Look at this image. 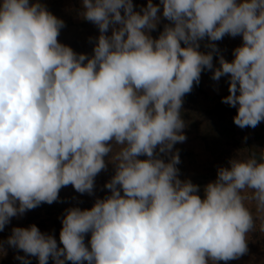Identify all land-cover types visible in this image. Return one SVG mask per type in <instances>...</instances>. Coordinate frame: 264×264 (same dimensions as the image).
I'll return each instance as SVG.
<instances>
[{
	"label": "clouds",
	"instance_id": "obj_1",
	"mask_svg": "<svg viewBox=\"0 0 264 264\" xmlns=\"http://www.w3.org/2000/svg\"><path fill=\"white\" fill-rule=\"evenodd\" d=\"M161 5L172 23L154 40L147 32L157 27L160 5L152 0L140 12L132 0H82L83 18L100 32L89 58L58 42L64 22L38 0L0 4V231L12 217L57 201L64 186L91 194L109 142L124 146L105 185L111 195L66 211L62 248L34 224L12 229L7 244L38 264H208L248 251L255 225L245 200L264 213V156L230 160L202 199L198 185L178 179V154L165 163L154 152L186 139L182 98L205 69L216 81L229 76L222 103L237 108L235 125L264 121V0ZM226 35L243 43L213 69L216 45L202 53L198 42Z\"/></svg>",
	"mask_w": 264,
	"mask_h": 264
},
{
	"label": "rangeland",
	"instance_id": "obj_2",
	"mask_svg": "<svg viewBox=\"0 0 264 264\" xmlns=\"http://www.w3.org/2000/svg\"><path fill=\"white\" fill-rule=\"evenodd\" d=\"M38 0L39 3L45 7L54 8H69V4H73V8L70 11H74L73 21L78 24L79 28L71 26L70 34L73 32H78V41L84 44V49L86 48V56H93V49L100 35L99 29L93 23L85 20L82 16L84 11L82 6V0ZM3 0H0L2 4ZM37 0H30V3H36ZM134 11L140 12L141 8H146L148 0H132ZM154 5H160V12L158 13L160 20L157 27L154 30H149L147 34L152 39H158L160 34L164 31L166 25H171L172 22L168 21L163 17V6L161 5V0H152ZM69 11V10H68ZM66 11V12H68ZM65 13V11H64ZM69 13V12H68ZM63 14V12H62ZM112 29L110 28L106 35H111ZM230 38V36H228ZM227 41V42H226ZM225 48L227 47L228 39L225 36ZM199 49L204 53L212 52V49L208 47L212 44L207 37L199 42ZM235 43L228 44V50L215 51L212 52L213 55V69L218 68L219 58L223 56L225 60H229L230 51L233 54L235 49ZM181 46L185 45L181 42ZM230 48V51H229ZM213 70H207L201 72L199 84H194L192 91L185 94L182 98V107L180 110L181 119L185 123V127L182 130V134L185 135L186 139L183 142H177L173 145L171 151L161 153L159 151V146L154 152V157L164 160L165 163L170 162L173 155L178 154L180 163L176 165L178 168V179L182 182L191 181L197 182L204 180L207 185L213 178L217 180L218 169L221 167H230L229 161L232 159L246 160L255 156V158L260 161L261 156H264V121L260 122L255 128L245 127L241 129L235 125L234 118L237 114V108L232 107L228 104L222 103V98L229 95V76H223L218 81L212 79ZM219 105L222 109L220 115L215 112L216 106ZM194 108L197 110L194 113ZM187 110L193 112L190 114L195 117L197 122L209 123L210 130L207 132L203 131L200 136H196L195 132H189L191 122L189 121V116ZM202 122V123H203ZM235 133V134H233ZM113 142L110 141L109 144ZM219 142V143H218ZM115 145V144H114ZM124 147L123 145H117L114 149L112 145L111 154L108 153L106 164L108 165L109 178L106 180L103 178L94 179V188L91 194L89 193H78L73 186L68 189L72 190L66 191L65 193L70 195L62 194L58 196V204L62 207V210L58 212L60 216V221L64 218L66 211L70 208H81L86 207L90 204H95L97 199H104L111 195V190L106 188L105 185L112 179L116 174V164L117 162L113 159L114 156L119 152V150ZM140 160H146L148 157L146 155H141L138 157ZM210 177V178H209ZM104 183V185H103ZM253 190H248L247 192H242V195L250 197ZM78 193V195H77ZM121 195L123 192L121 191ZM67 196V197H66ZM77 196V197H75ZM77 198V200H76ZM203 199V198H202ZM71 200L76 201L79 206H75L72 202L71 205L68 203ZM74 203V205H73ZM246 206L251 211L254 217V228L246 234V241L248 251L243 256L238 259L225 261H212L208 260V264H261L264 255V231L261 230L262 216L264 213H260L257 210L256 202L254 200L246 199ZM50 206V204H49ZM72 206V207H71ZM40 216V215H39ZM55 235H59L60 231L53 232ZM90 246V245H88ZM262 256V257H261ZM38 264V261H29V263ZM0 264L3 261L0 260ZM84 264H87L85 261ZM264 264V263H262Z\"/></svg>",
	"mask_w": 264,
	"mask_h": 264
},
{
	"label": "crops",
	"instance_id": "obj_3",
	"mask_svg": "<svg viewBox=\"0 0 264 264\" xmlns=\"http://www.w3.org/2000/svg\"><path fill=\"white\" fill-rule=\"evenodd\" d=\"M226 36L228 39V43H227L226 48L224 47L225 46V42H224L225 37L220 41L212 42V44L216 45L217 51H224V50L227 51L228 50L227 49L228 44H231L232 42L235 43L234 48L241 46L243 43L242 36H236L235 38H233L231 36L229 38L228 35H226ZM229 51H230V48H229ZM229 57L230 58L228 61L231 62L234 58L231 51H230ZM112 145H113L114 149H116L117 144L115 143V141L110 143L111 147H112ZM109 153L111 154V152H109ZM107 157H108V154L104 157L105 164H106V162H108ZM107 168H108V165L106 164L105 169H103L99 174H97L95 178H103V180L104 179L106 180V178H109L110 171L108 172ZM103 185H104V183H103ZM70 186H72V185L69 184L67 186L62 187L58 193V196L59 197L61 196V198H62V194L66 195L68 193V192L65 193L66 191H69V193L72 192V190L68 189ZM78 193H77V195H78ZM67 195H70V194H67ZM75 197H77V196H75ZM76 200H77V198H76ZM57 201H59V203H60V200H57ZM57 201L50 204V206L47 203H42L40 206H38L32 210H28L22 215H17L15 217L11 218L10 223L5 226L3 231H0V260H2V259L10 260V262L7 264H23V261L16 258L17 256H21V257H25L28 261H38L37 257L27 256L22 250L15 249V248H13L7 244V239L12 234V229L14 227L27 228L30 225L34 224L38 227V229L41 231V233L53 236L57 241V246L61 248L62 244L60 243V239H59L60 234L59 235L53 234L54 231L56 233V231H61V229H62V222L60 221L61 215L58 213L62 210V207H61L62 204H58ZM72 202L75 203V206H77V207L79 206V204L73 200H71L68 203L71 205ZM74 203H73V205H74ZM59 205H61V206H59ZM93 205L94 204H90L86 207L81 206L80 209L81 210L91 209L93 207ZM85 238H91V233L85 234ZM49 259H51V258H49ZM29 264H31V263H29ZM32 264H35V263L33 262ZM48 264H53V262L48 261Z\"/></svg>",
	"mask_w": 264,
	"mask_h": 264
},
{
	"label": "trees",
	"instance_id": "obj_4",
	"mask_svg": "<svg viewBox=\"0 0 264 264\" xmlns=\"http://www.w3.org/2000/svg\"><path fill=\"white\" fill-rule=\"evenodd\" d=\"M62 2H65V1L62 0ZM71 8H73V4H69V8H65V7L54 8V6H52V5L50 7H46V9L49 12H51L55 17H57L58 19H60V20H62L64 22V27H62L60 29V33H59V36L57 38L58 42L63 44V45L69 46L77 54H86V48L84 49V44L87 43L88 41L85 42V43H80V41H78V36H77L78 34H77L76 31L73 32V34H70V29H71L70 27L71 26L76 27V29L79 28L78 24H75V22L73 21L74 18H73V14L72 13L74 11H70ZM64 11H65V13H64ZM66 11H68L69 13L66 12ZM62 12H63V14H62ZM199 51L204 53L201 50H199ZM89 58H91V56H89ZM85 63H86V61H85ZM215 106H216L215 112L217 113V115H220V113H221L220 111L222 109L217 104H215ZM196 110L197 109L194 108V110H193L194 113H195ZM194 113L189 111V110H187V114L189 116H191V118L188 117L189 121L191 122V126H190V128L188 127V131L189 132H195L196 136H200V134L203 131L207 132L208 130H210V126H209V123H205L203 121L197 122L195 117L190 115V114H194ZM233 134H235V133H233ZM215 181L216 180L213 178V180H211L209 183L215 182ZM191 183H193L194 185H198L199 186V191L197 192V195H199L201 198H204V195H205L204 189L209 183L206 185L204 180L197 181V182H191ZM90 239L91 238H85L84 237V243H85L86 246L90 245L89 244ZM62 247H63V245H61V248ZM262 256H263L262 263H264V255H262ZM61 259H63V257H61ZM2 261H3V264H7V263L10 262V260H8V259H2ZM49 262H53V264H55V262L52 259H49ZM64 264H72V262L65 260Z\"/></svg>",
	"mask_w": 264,
	"mask_h": 264
}]
</instances>
